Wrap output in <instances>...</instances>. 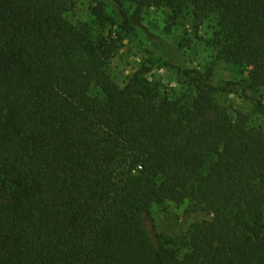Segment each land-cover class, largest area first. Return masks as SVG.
<instances>
[{
  "label": "trees",
  "instance_id": "obj_1",
  "mask_svg": "<svg viewBox=\"0 0 264 264\" xmlns=\"http://www.w3.org/2000/svg\"><path fill=\"white\" fill-rule=\"evenodd\" d=\"M75 4L0 0V264H264V129L220 102L264 118V0H89L73 23ZM151 7L211 19L204 44L248 78L178 63L180 96L148 67L120 87L108 65L126 39L149 45ZM163 202L212 218L169 239L145 220Z\"/></svg>",
  "mask_w": 264,
  "mask_h": 264
},
{
  "label": "rangeland",
  "instance_id": "obj_2",
  "mask_svg": "<svg viewBox=\"0 0 264 264\" xmlns=\"http://www.w3.org/2000/svg\"><path fill=\"white\" fill-rule=\"evenodd\" d=\"M88 7L89 0H76L74 8L66 15L68 20L89 22ZM141 27L149 45L145 46L139 39H126L108 65L109 74L120 87L127 84L136 71L148 67L150 71L146 77L158 84L163 96H180L186 92V86L177 82L178 63L200 72L210 71L212 83L248 78L249 68L217 60L214 52L204 44L203 39L212 33L211 19L196 25L190 15L173 19L168 8L151 7L145 11ZM92 92L98 93V88L92 87ZM255 95L264 103V88L257 89ZM220 102L231 114L242 112L248 116L250 124L264 129V118L255 112L250 100L229 94L222 96ZM207 218L212 216L194 211L188 203L163 202L154 204L145 220L163 237L180 239L193 223ZM180 252L184 253L185 248L180 247Z\"/></svg>",
  "mask_w": 264,
  "mask_h": 264
}]
</instances>
